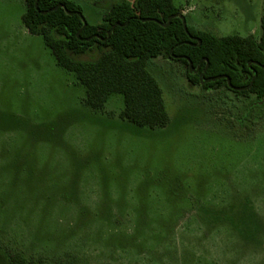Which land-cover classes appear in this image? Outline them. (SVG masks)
Segmentation results:
<instances>
[{
	"label": "rangeland",
	"instance_id": "rangeland-1",
	"mask_svg": "<svg viewBox=\"0 0 264 264\" xmlns=\"http://www.w3.org/2000/svg\"><path fill=\"white\" fill-rule=\"evenodd\" d=\"M68 1L98 25L122 0ZM174 5L192 30L262 36L264 0ZM25 12L0 0V264H264V98L193 86L158 57L171 122L137 126L121 94L86 104Z\"/></svg>",
	"mask_w": 264,
	"mask_h": 264
},
{
	"label": "trees",
	"instance_id": "trees-1",
	"mask_svg": "<svg viewBox=\"0 0 264 264\" xmlns=\"http://www.w3.org/2000/svg\"><path fill=\"white\" fill-rule=\"evenodd\" d=\"M25 4L27 30L42 36L58 65L86 87L85 102L93 110H104L113 95L121 94L122 119L140 127L166 128L171 118L164 93L148 70V62L158 57L182 63L193 86L201 85L204 73L206 90L226 84L243 95L264 98V15L262 36L256 40L252 35L220 38L188 24L186 30L174 0H122L98 25H90L81 8L68 0H25ZM10 264L47 263L12 254Z\"/></svg>",
	"mask_w": 264,
	"mask_h": 264
},
{
	"label": "flooded vegetation",
	"instance_id": "flooded-vegetation-1",
	"mask_svg": "<svg viewBox=\"0 0 264 264\" xmlns=\"http://www.w3.org/2000/svg\"><path fill=\"white\" fill-rule=\"evenodd\" d=\"M199 69H197V71H198ZM248 79V76H246V80ZM200 82H201V87H202V85L205 83V82H207L206 80H205V77H204V73H202V75H200ZM222 86H225V87H227L226 86V84H224V85H222ZM217 87H220V86H217ZM217 87H215V88H217ZM212 89H214V88H212ZM227 89H229L231 92H233V93H235V94H238V95H243V94H241L240 93V91H233V90H231L230 88H228L227 87ZM249 95V94H248ZM248 95H243V96H248Z\"/></svg>",
	"mask_w": 264,
	"mask_h": 264
},
{
	"label": "water",
	"instance_id": "water-1",
	"mask_svg": "<svg viewBox=\"0 0 264 264\" xmlns=\"http://www.w3.org/2000/svg\"><path fill=\"white\" fill-rule=\"evenodd\" d=\"M80 15H81V14H80ZM178 16L183 17V19H184V26H185V29L187 30V21H186L185 16L183 15L182 12H180V14H179ZM198 69H200V66L198 67ZM190 72H191V73L195 72V70H194V68H193V65H192L191 63H190ZM218 79H219V78H218ZM228 82L230 83V81H228Z\"/></svg>",
	"mask_w": 264,
	"mask_h": 264
},
{
	"label": "crops",
	"instance_id": "crops-1",
	"mask_svg": "<svg viewBox=\"0 0 264 264\" xmlns=\"http://www.w3.org/2000/svg\"><path fill=\"white\" fill-rule=\"evenodd\" d=\"M183 13V12H182ZM186 18H187V16L185 15V14H183ZM215 264V263H214Z\"/></svg>",
	"mask_w": 264,
	"mask_h": 264
}]
</instances>
